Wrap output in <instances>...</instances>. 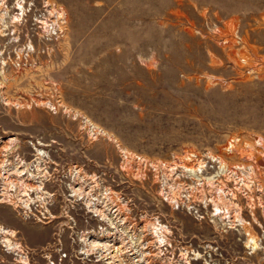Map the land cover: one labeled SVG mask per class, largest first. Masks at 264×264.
I'll list each match as a JSON object with an SVG mask.
<instances>
[{
  "label": "rangeland",
  "instance_id": "374dc122",
  "mask_svg": "<svg viewBox=\"0 0 264 264\" xmlns=\"http://www.w3.org/2000/svg\"><path fill=\"white\" fill-rule=\"evenodd\" d=\"M0 155V264H264V0H0Z\"/></svg>",
  "mask_w": 264,
  "mask_h": 264
},
{
  "label": "built area",
  "instance_id": "2783aa9c",
  "mask_svg": "<svg viewBox=\"0 0 264 264\" xmlns=\"http://www.w3.org/2000/svg\"><path fill=\"white\" fill-rule=\"evenodd\" d=\"M198 155L196 153H190L188 155H184L183 157H179V156H174L172 158V160L170 161H163L160 164L164 167V168H170L171 166L175 165V164H182L183 165V169H185V172L187 175H196V171H200V174L202 173L201 170H199V165L202 162V157L200 159H198ZM138 160H144V158H142L141 156L137 157ZM185 160H189V161H194L192 162L191 165H186L185 164ZM220 162V160H219ZM197 167H194L196 166ZM152 166H155L154 164H152ZM202 167V166H201Z\"/></svg>",
  "mask_w": 264,
  "mask_h": 264
},
{
  "label": "bare ground",
  "instance_id": "6f19581e",
  "mask_svg": "<svg viewBox=\"0 0 264 264\" xmlns=\"http://www.w3.org/2000/svg\"><path fill=\"white\" fill-rule=\"evenodd\" d=\"M7 149V148H6ZM1 156V155H0ZM43 156H45V152H43V151H41V150H38V152H37V157L39 158V157H43ZM257 161L259 162V164L261 165V166H264V156L263 155H261V156H259V157H257ZM34 186V185H33ZM17 187V186H16ZM32 187V186H31ZM37 188V187H36ZM77 189V188H76ZM40 192V191H39ZM81 192V191H80ZM80 194H82V193H80ZM25 197V196H24ZM27 199V198H26ZM42 199V198H41ZM220 200V199H219ZM26 202H28V201H26ZM110 208V207H109ZM218 208V207H217ZM218 209H220V208H218ZM91 210V209H90ZM116 210V209H115ZM119 210V209H118ZM109 212V211H108ZM117 215V214H116ZM108 216V215H107ZM126 222V221H125ZM0 232L1 233H6V234H9V235H11V236H13V235H15L14 233V231H9V230H6L5 228H3V227H0ZM250 236H251V234H249ZM130 240V239H129ZM251 242H253L254 244H255V241H254V237H251ZM11 241L12 240H10V239H5L4 240V242L5 243H7L8 245H12V243H11ZM91 243V242H90ZM101 244V243H100ZM20 248V247H19ZM126 251V250H125ZM100 254V253H99ZM106 254V253H105ZM138 255V254H137ZM139 256V255H138ZM149 258V257H148ZM150 261V260H149ZM152 261V260H151ZM131 264V263H130Z\"/></svg>",
  "mask_w": 264,
  "mask_h": 264
}]
</instances>
